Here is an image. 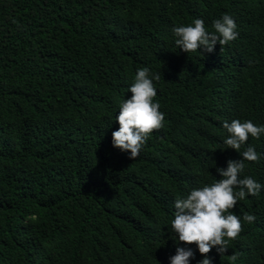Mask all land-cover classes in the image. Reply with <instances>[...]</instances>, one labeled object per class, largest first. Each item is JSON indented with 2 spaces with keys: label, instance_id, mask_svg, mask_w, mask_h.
<instances>
[{
  "label": "trees",
  "instance_id": "16d2710c",
  "mask_svg": "<svg viewBox=\"0 0 264 264\" xmlns=\"http://www.w3.org/2000/svg\"><path fill=\"white\" fill-rule=\"evenodd\" d=\"M224 14L234 41L176 45L173 27L212 32ZM143 67L165 119L133 160L112 132ZM234 119L264 125V0H0V264H170L178 247L199 264L174 204L242 159L223 143ZM250 145L261 157L240 178L262 188L231 210L243 230L212 264H264V134Z\"/></svg>",
  "mask_w": 264,
  "mask_h": 264
},
{
  "label": "clouds",
  "instance_id": "9594fccd",
  "mask_svg": "<svg viewBox=\"0 0 264 264\" xmlns=\"http://www.w3.org/2000/svg\"><path fill=\"white\" fill-rule=\"evenodd\" d=\"M213 28L214 31L209 32L205 21L196 18L186 25L173 27L172 32L176 45L187 53L201 48L211 53L217 43L223 47L239 35L236 21L229 14L216 19ZM159 79L160 75L147 67L138 69L129 88L130 98L119 105V115L116 116L119 128L112 132V144L130 152L133 160L139 156L150 134L163 127L165 114L160 111L159 102L155 101L157 90L154 80ZM223 127L229 133L223 143L227 148L240 152L242 159H229L227 168H218L221 178L193 188L184 198H177L174 219L170 222V230L178 234L179 241L189 245L195 243L199 253L205 257L199 264H212L208 254L213 247L221 254L228 251V240L236 239L243 230L241 217L231 210L247 195H259L262 188L250 176L240 178L245 161L259 162L261 154L251 145L243 152L240 149L249 136L259 139L264 134V125L257 126L252 120L234 119L230 123L224 121ZM255 219L253 214H243L244 222L251 224ZM193 256L191 248L178 247L176 254L170 257V264H190ZM237 259L238 254H231L230 264Z\"/></svg>",
  "mask_w": 264,
  "mask_h": 264
}]
</instances>
